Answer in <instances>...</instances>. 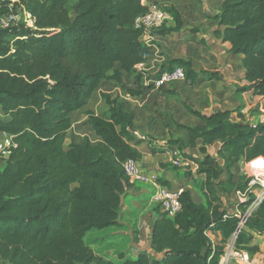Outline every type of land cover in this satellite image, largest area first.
Returning a JSON list of instances; mask_svg holds the SVG:
<instances>
[{"label":"trees","instance_id":"16d2710c","mask_svg":"<svg viewBox=\"0 0 264 264\" xmlns=\"http://www.w3.org/2000/svg\"><path fill=\"white\" fill-rule=\"evenodd\" d=\"M147 7L142 0H0V132L11 136L1 156L0 264H218L236 231V249L262 251L255 238L264 233V199L241 223L253 195L237 202L239 212H231L217 186L226 193L245 189L231 170L239 161L264 157V120L252 123L238 109L227 108L202 114L187 106L200 122L175 123L187 133L185 142L172 141L180 148L201 141V157L183 155L197 163L203 176L204 202L196 201L190 189L182 190L180 210L173 217L157 214L150 248L134 259L120 254L119 261H112L84 241L89 230L117 223L131 184L123 163L133 158L140 164L142 154L136 147L134 111L110 93H99L106 115L86 110L95 142L85 136L65 147L71 113L85 107L108 80L130 97L153 87L143 83L145 73L137 68L152 57L135 27ZM162 8L171 12L174 26H161L156 36L182 27L177 8ZM23 12L33 18L32 25ZM10 13L19 18L5 26L1 20ZM212 18L222 27L214 35L230 43L231 53L243 54L242 90L264 97V0H221ZM175 66L183 67L187 79H196L191 61L181 57L165 59L150 76ZM125 74L134 77L133 85L125 82ZM216 143L220 147L213 157L208 148Z\"/></svg>","mask_w":264,"mask_h":264},{"label":"rangeland","instance_id":"374dc122","mask_svg":"<svg viewBox=\"0 0 264 264\" xmlns=\"http://www.w3.org/2000/svg\"><path fill=\"white\" fill-rule=\"evenodd\" d=\"M220 2L221 0H144L146 4L154 3L161 7L173 6L177 8L182 17V27L179 31L155 36L153 43L156 47L152 49V57L149 59L148 65L156 63L154 59L158 61V64H161L167 58L181 57L191 61L197 77L194 81L186 78L185 80H177L164 84L158 89H146L141 95L135 97L126 96L114 80H108L101 85L100 92L110 93L111 96L116 97L119 101L124 103L125 109L134 111L136 116L135 126L138 130V134L142 138L144 136L143 139L148 138L149 141L152 140L156 142L164 140L174 143L172 141L181 138L185 142L187 139L186 130L177 127L175 123L194 126L200 122L196 116L189 113L187 106L195 108L203 113H209L219 108V106H223L224 101L231 99V96L226 94L230 91L231 86H226L225 78H229L228 69L231 67L236 70L235 73L232 74H240V72H242L241 67H237L239 63L238 60H233V62L228 60L229 63H220L218 61L219 59L213 53H209L206 40L198 35L202 28L207 29V27L210 28L216 24L212 16L219 11ZM172 26H174V21L163 26V28ZM161 58H164V60L159 62ZM116 67L118 68L117 63ZM156 70L157 69H155V71ZM143 73L150 76V71H144ZM216 74L217 77H215ZM235 76L233 75V78H237L236 81L233 80L231 82L235 87L240 88V86H242V81L239 75ZM143 77L142 75V79ZM124 80L130 85H133L135 82L132 75L125 74ZM100 92L96 91L93 94L85 108L71 113L73 114L71 117L72 125L66 132L65 147H67L70 142H78L85 136L89 137L93 142L96 141V136L92 133L87 121L86 110H92L97 114L106 115L107 106L100 97ZM250 99L251 104L248 108L242 109L241 113L251 120H253L252 113H260L257 115V118L263 121L264 113L262 112L264 109V97L254 95L251 96ZM0 114H2V112ZM145 141L146 140H144L143 143H145ZM138 144L140 145V143ZM3 146L5 145H0V149ZM152 146L156 148L155 145ZM181 147L184 153L190 154L187 153V149H189L192 152L191 154H193L192 156L197 158L201 157L198 146L187 147L186 149V146L182 144ZM211 147L213 148L214 146H210L209 148L212 149ZM239 163L240 165L237 164L231 171L236 180L246 182V175L243 173L245 166L243 163ZM2 165L3 158L0 157V168ZM140 166L142 167L141 162ZM178 168L179 167L175 169ZM142 169L146 172H152L147 171L143 167ZM184 169L190 170L188 176L193 175V173L196 175V178L191 180L196 190L194 195L197 193L195 200L200 199L204 202V197L200 188L203 176L198 174L197 168L190 169V167L187 166ZM226 187L229 186L227 185ZM217 189L219 195L223 199L224 207L229 211L232 209L231 212H233L235 210L234 207L237 208V202H239V198L236 196L235 192L226 193V191L221 190L220 186H217ZM255 243L261 245L262 251L259 253H263L264 233L256 236ZM248 254L250 256L255 255ZM158 255V257H160V254Z\"/></svg>","mask_w":264,"mask_h":264},{"label":"crops","instance_id":"0c3cea01","mask_svg":"<svg viewBox=\"0 0 264 264\" xmlns=\"http://www.w3.org/2000/svg\"><path fill=\"white\" fill-rule=\"evenodd\" d=\"M142 1L144 2V0ZM215 14L216 13H214V15ZM221 28L222 27L218 26L216 23L214 26L210 28L208 27L207 29L202 28L201 32L198 33V35H200L201 38H204L206 40L209 53L210 52L213 53L219 59L218 61L220 63L224 64L225 62L229 63L228 60H230L231 62H233V60H238L239 63L237 67H241L242 72H240V74H232L235 73L236 71L235 68L231 67L230 69H228L229 78H225V82H226V86L228 85L231 87H230V91H228L226 94L230 95L231 99L224 101L223 102L224 105L219 106V108L215 110H219L222 108L238 109L239 112L241 113L242 109L248 108V106L251 104L250 97L254 96L255 94H252L247 90H242V88L246 85V82L244 81L245 70L242 64L243 54L231 53L230 43L227 41H223L222 39L214 35V30ZM154 61L156 63L151 65H148L149 61L141 65L143 68L146 69L145 71H150V74H152L156 72L155 69L157 70L159 69L158 61L155 59ZM137 68L140 71V64L137 65ZM233 75L234 76L239 75V78L242 81L241 84L242 86H240V88L235 87L234 84L231 82L233 80L236 81L237 79V78H233ZM148 79H152V76L144 75L143 82L145 83V80ZM97 91L100 92V90ZM95 92H93V94ZM211 112L209 113L202 112V114H210ZM262 113H264V109ZM252 114H253L252 117L253 120H251L249 117L246 118L244 115L243 116L244 118H246L245 120L249 119L250 122L252 123L261 121L259 118H257V115L260 113L254 112ZM72 115L73 114H71V117ZM0 117H4V115L0 114ZM135 134L137 136L138 130L136 131ZM137 137L140 138V145L137 144L136 147L142 154V158H141L142 167L147 171H156L160 175H163L164 178L170 182V186H168V188L172 190L182 191L184 189H190L195 199L197 193H195L194 195V192H196V190L194 189L191 180L196 178V175L193 173V175L191 176L188 175L185 176L184 168L186 167H179L178 169H174L171 166V163L169 162L168 158L148 142L149 140L148 138L143 139L139 134ZM10 139H11L10 135L0 132V145L3 144L6 146ZM144 140H146L145 143H143ZM200 143L201 141L198 140L197 141L198 147ZM151 147L154 148V153L152 152ZM187 147L188 146H186V149ZM219 147L220 144L216 143L213 148L211 147L212 149L210 148L208 149V152L213 157H217V150ZM187 153L191 154L192 152L189 149H187ZM258 159L260 160L259 163L261 162L263 166L264 157H256L246 163L239 161L243 163L245 166L243 169V173H245V171L249 169L250 166L256 165ZM190 162L192 166L189 167L190 169H193L195 167L194 164L197 163L194 162L193 160H190ZM239 162H237L234 166L236 167L237 164L240 165ZM163 165H165V167ZM233 179L236 180L235 176H233ZM149 189L150 188L147 183L140 182V183L130 184L126 188L122 196V204L117 219V223L115 225H112L104 229H91L86 233V235L84 236V241L86 242L87 245H89L93 249L95 253L104 255L110 258L112 261L117 262L120 259V254L123 255L125 258L134 259L136 258L139 252L150 248L151 225L154 219L156 218L157 214L160 213L161 210L158 205H156L154 202L150 200ZM196 201L203 202V200L200 199ZM234 209L233 212H239V210L236 207H234ZM230 211H232V209ZM152 253L154 255L159 256L155 252ZM249 259L250 260L248 264H264V252L258 254L256 253L254 256L249 255ZM233 264H238V263H233Z\"/></svg>","mask_w":264,"mask_h":264},{"label":"built area","instance_id":"2783aa9c","mask_svg":"<svg viewBox=\"0 0 264 264\" xmlns=\"http://www.w3.org/2000/svg\"><path fill=\"white\" fill-rule=\"evenodd\" d=\"M24 20L28 25H32L33 18L28 12H23ZM18 15L10 13L1 22L8 26L9 23L17 21ZM173 15L168 10L158 6L157 4H148L147 11L135 19V27L142 31L141 39L148 47L152 49L156 47L153 40L156 35L153 32L159 29L163 25H168L173 22ZM164 58L159 60L163 61ZM140 70L146 69L140 64ZM157 71V70H156ZM186 75L183 67L175 66L168 70H163L158 77L145 80V84L151 83L154 89L160 88L162 85L171 83L177 80H185ZM136 133V132H135ZM144 138V137H143ZM152 144L164 154L169 162L177 167L192 166L189 159L183 155V150L174 143L169 141H152ZM7 146H3L0 149V157L3 154H7ZM197 168V164H194ZM125 175L129 183H147L150 190V200L159 206L161 212L167 217H173L176 212L180 210L179 194L181 190H172L165 185H162L157 180V175L154 172H146L142 169L140 164L133 158H127L123 163ZM246 175V187L243 191L237 190L235 192L239 201L244 200L247 194L250 192L253 195L251 204L247 207V210L241 216V223H243L247 215L264 199V165L258 167L252 165L244 173ZM238 231L233 233L225 243L224 250L219 257L218 264H248L249 254L248 252L240 249H236L234 246V240Z\"/></svg>","mask_w":264,"mask_h":264},{"label":"bare ground","instance_id":"6f19581e","mask_svg":"<svg viewBox=\"0 0 264 264\" xmlns=\"http://www.w3.org/2000/svg\"><path fill=\"white\" fill-rule=\"evenodd\" d=\"M256 165H257L258 167H260V166H262V163H261V162L259 163V161H258Z\"/></svg>","mask_w":264,"mask_h":264},{"label":"water","instance_id":"95a60500","mask_svg":"<svg viewBox=\"0 0 264 264\" xmlns=\"http://www.w3.org/2000/svg\"><path fill=\"white\" fill-rule=\"evenodd\" d=\"M77 264H81L80 262H78Z\"/></svg>","mask_w":264,"mask_h":264}]
</instances>
